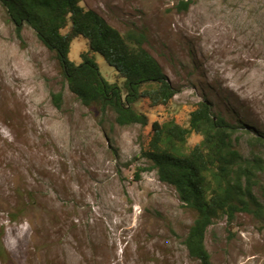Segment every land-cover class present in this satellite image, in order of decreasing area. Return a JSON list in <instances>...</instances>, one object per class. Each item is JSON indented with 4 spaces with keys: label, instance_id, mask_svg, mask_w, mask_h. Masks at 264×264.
<instances>
[{
    "label": "rangeland",
    "instance_id": "1",
    "mask_svg": "<svg viewBox=\"0 0 264 264\" xmlns=\"http://www.w3.org/2000/svg\"><path fill=\"white\" fill-rule=\"evenodd\" d=\"M181 3H189L186 10ZM80 5L122 34H144V48L177 93L166 106L152 108L144 98L134 105L146 115V127L117 125L111 110L83 106L68 91L54 54L28 26L18 37L0 4L5 264H196L183 244L196 213L158 180L142 147L153 122L186 126L203 99L264 136V0H81ZM87 50V41L76 37L68 58L77 65ZM93 55L102 77L121 86L115 70ZM57 93L59 108L52 100ZM236 137L245 157L256 151L264 160V143L253 149L241 130ZM200 139L191 134L188 146ZM259 181L264 187V173ZM205 246L212 264H264V221L246 213L231 223L217 219Z\"/></svg>",
    "mask_w": 264,
    "mask_h": 264
},
{
    "label": "trees",
    "instance_id": "2",
    "mask_svg": "<svg viewBox=\"0 0 264 264\" xmlns=\"http://www.w3.org/2000/svg\"><path fill=\"white\" fill-rule=\"evenodd\" d=\"M81 0H0L7 19L18 37L30 27L43 46L55 56L68 91L86 107L109 109L119 126L148 124L146 115L135 108L142 98L152 108L166 106L177 90L171 86L157 60L144 48L141 32L122 34L100 15L80 5ZM186 10L189 3H181ZM84 38L88 50L80 53L79 64L68 58L71 41ZM112 67L122 85L107 82L93 54ZM57 108L61 93L52 94ZM240 125V126H239ZM249 137L255 149L264 143L263 135L240 124L231 115L215 110L206 99L197 103L186 126L172 120L151 124L150 137L142 147V157L155 170L158 180L174 188L180 203L196 213L183 240L187 254L196 264H212L205 236L215 220L234 221L238 213L264 221V187L259 181L264 160L251 151L245 157L237 148V131ZM191 134L200 136L188 146ZM140 169L135 172L139 178ZM14 216V215H12ZM14 217H12L13 219ZM0 261L7 262L0 235ZM8 263V262H7Z\"/></svg>",
    "mask_w": 264,
    "mask_h": 264
}]
</instances>
